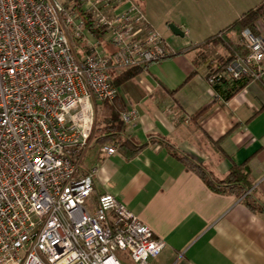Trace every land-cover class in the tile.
<instances>
[{
  "label": "built area",
  "instance_id": "2783aa9c",
  "mask_svg": "<svg viewBox=\"0 0 264 264\" xmlns=\"http://www.w3.org/2000/svg\"><path fill=\"white\" fill-rule=\"evenodd\" d=\"M78 4L107 30L113 55L85 29ZM258 31L243 32L248 54L219 77L264 85ZM170 55L136 0H0V264H148L162 254L166 242L115 195L93 199L99 168L82 166L99 104L119 95L113 78ZM121 118L135 127L140 115L127 108Z\"/></svg>",
  "mask_w": 264,
  "mask_h": 264
},
{
  "label": "crops",
  "instance_id": "0c3cea01",
  "mask_svg": "<svg viewBox=\"0 0 264 264\" xmlns=\"http://www.w3.org/2000/svg\"><path fill=\"white\" fill-rule=\"evenodd\" d=\"M263 1L136 0L171 48L169 57L119 87L126 109L140 115L123 137L146 147L127 160L119 152L102 154L96 144L82 171L99 168L94 200L115 195L166 242L148 264H264V213L252 212L242 198L212 192L165 147L173 145L218 178L249 161L252 190L264 204V85L253 82L224 101L208 75L227 52L197 47ZM169 24L184 36L174 35ZM227 37L236 42L235 33Z\"/></svg>",
  "mask_w": 264,
  "mask_h": 264
},
{
  "label": "trees",
  "instance_id": "16d2710c",
  "mask_svg": "<svg viewBox=\"0 0 264 264\" xmlns=\"http://www.w3.org/2000/svg\"><path fill=\"white\" fill-rule=\"evenodd\" d=\"M77 12L79 18L84 23L85 29L90 35L102 43L106 53L113 55L116 51L115 48L104 41V38L108 33L107 30L103 27H99L90 14L82 11L80 4L77 6ZM261 21L264 22V1L244 13L229 27L197 46L200 48L221 46L227 52V55L218 61L217 68L210 71L208 75V80L215 79L216 82L213 85V90L216 92L217 96L224 101H230L249 84L253 83L247 77L230 80L225 77H219V75L224 73L227 65L236 57H244L248 54V50L244 47L243 32L249 29L253 31L254 34H259L258 25ZM231 32L235 33L237 38L236 42L227 37V34ZM76 45L80 47V45H82V40H77ZM182 54H184V52H179L171 57L180 56ZM142 70L143 69H131L123 71L121 74L116 75L113 78V84L119 88L137 77ZM195 75L196 72L193 73L188 80ZM187 81L180 87H183ZM102 109V115L97 120L93 142L100 147L108 144H115L118 148V152L125 159H133L146 147V144L142 146L137 145L133 141L123 137L127 125L121 118V114L126 110L122 98L118 95L114 101L102 103ZM165 147L171 156L181 162L187 167V169L197 174L212 192L242 198L243 203L252 212L264 213V204L261 202V199L256 196L255 191L252 190L253 184L249 161L241 165L233 164L229 173L225 177L218 178L212 173H209L204 165L195 162L189 156L176 149L173 145L165 143ZM222 155L224 156V154Z\"/></svg>",
  "mask_w": 264,
  "mask_h": 264
},
{
  "label": "rangeland",
  "instance_id": "374dc122",
  "mask_svg": "<svg viewBox=\"0 0 264 264\" xmlns=\"http://www.w3.org/2000/svg\"><path fill=\"white\" fill-rule=\"evenodd\" d=\"M140 1L143 2V0H140ZM169 25H170V24H169ZM259 25L262 26L263 29H264V22H263V21H261V22L259 23ZM102 112H103L102 104H99V106H98V119L101 117ZM95 145H96V144H94V142H92L91 150H95V147H94ZM119 255L123 256L122 253H120ZM130 264H131V263H130Z\"/></svg>",
  "mask_w": 264,
  "mask_h": 264
},
{
  "label": "water",
  "instance_id": "95a60500",
  "mask_svg": "<svg viewBox=\"0 0 264 264\" xmlns=\"http://www.w3.org/2000/svg\"><path fill=\"white\" fill-rule=\"evenodd\" d=\"M169 28H170L171 32H172L174 35H176V36H181V37L184 36V32H183L180 28L176 27L175 25L170 24V25H169Z\"/></svg>",
  "mask_w": 264,
  "mask_h": 264
}]
</instances>
